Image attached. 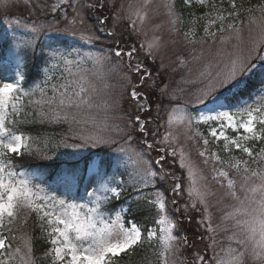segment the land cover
I'll return each mask as SVG.
<instances>
[{
  "label": "snow or ice",
  "instance_id": "6c2138e0",
  "mask_svg": "<svg viewBox=\"0 0 264 264\" xmlns=\"http://www.w3.org/2000/svg\"><path fill=\"white\" fill-rule=\"evenodd\" d=\"M148 2L149 0H145V8ZM183 2L189 7L196 4L209 8L203 17L198 18L205 20L201 43L206 39L215 42L217 33L220 34L221 47L216 50L215 63L208 62L199 72L203 87L197 89L190 101L194 106L203 105V108H198L193 113L184 106L172 107L167 113L168 135L163 141L153 143H148L147 139L149 130L146 124L150 122L142 119L139 114L130 117L125 125L128 134L124 143L129 144L131 134L138 132L142 134L140 143L146 147L133 149L131 152L123 146L114 149L118 154L127 155L133 163L127 182L117 181L115 174L109 172L111 162L102 165L91 157L84 162L83 169L79 164L63 169L59 174L77 184L87 180L92 191L85 190L88 200L84 202L52 195L49 189L36 182V176L23 163L27 157L37 158V153L33 151L31 137L19 132L17 125L20 109L17 106L22 97L30 96L36 90L26 92L23 84L26 81L29 55H36L37 41L39 34L45 30L44 26L33 25L29 28L33 34L31 40L24 42L22 46L17 43L15 49L9 48L7 55L16 56L14 69L10 68L6 56L0 57V264H10L16 257H19V264H35L30 238L25 240L23 254L20 247L15 250L11 247V240L15 239L11 235L13 226L18 221L27 223V219L33 215L51 246L46 253L51 258L50 264H119L117 258L122 254L130 258L143 249L145 244L154 248L157 264H177V257L182 249L195 248L194 242L189 243L187 236L182 235L181 217L189 218V206L197 211L202 210L207 218L206 230L212 234L204 251H195L189 264H264V5L259 8V18L254 15L247 17L248 25H255L257 32L255 36L249 35L245 46V24L241 19L243 5H237L236 0H229L231 11L218 7L215 0ZM11 4L12 0H0V9L7 11ZM61 5L76 13L69 22L70 25L77 22L81 7L87 9L106 6L99 4V0L95 4L57 0L51 5V11L55 12ZM166 7L168 15L176 17L172 21L175 24L179 17L174 3ZM134 15L141 23L147 18V12L141 13L139 10ZM106 20L107 17H97L98 31H106ZM80 22L83 23L82 19ZM131 23L135 31L136 21L132 20ZM192 23L195 24L196 19ZM65 32L74 34L68 28ZM106 34L114 38V56L102 53L73 60L70 58L72 52L53 50L50 58L43 61L44 66H38L37 78L41 74L44 76L37 85L42 96L45 95V86L52 79L48 73L54 68L62 66L70 76H77L74 81L76 87L71 92L67 82L64 85H53L50 102L56 103L60 110L54 113L53 120H75L76 115L72 109L81 111L92 107L89 88L85 86L86 77L75 73L74 67L79 69L83 62L91 61L94 67L111 65V72H120L125 56L129 63L122 79L132 84V74L139 77L138 82L133 84L130 95L137 101L138 112L145 109L147 97L141 103V93L136 88L151 79V73L141 62L134 65L131 63L136 53L135 47L124 50L115 43L113 32L108 31ZM195 35L194 28L184 33L185 39L192 44L197 42ZM80 39L91 43L99 40L100 36L96 31L89 30L86 35L81 33ZM228 45H231V51L227 50ZM154 48H158L157 43L148 44L149 55H153ZM180 63L183 64L184 61ZM8 71H12L11 76L5 75ZM160 91L162 95L166 94L167 86ZM245 95L247 99L244 98ZM171 98L176 99L175 96ZM232 100H236V103L233 104ZM105 106H109L107 102ZM111 106L115 107L116 102ZM201 126H204L206 134L200 130ZM177 127H182L189 134L188 139L201 145L198 155L203 158L206 166L211 165L208 175L205 176L181 149L179 163L182 169L187 170V188L183 187V182L174 173L165 171L162 164L164 156L154 162L150 156H146L156 144L168 143ZM116 128L118 132L125 131L119 125ZM79 139V144H65V147L79 148L91 144L93 147L111 148L118 143L112 136L89 135ZM211 146H215V150ZM220 151L228 154V158L222 157ZM234 151H239L243 156L235 157L232 155ZM169 154L176 156L177 151L173 149ZM43 158L51 159L49 156ZM89 172L94 174L88 175ZM120 175L123 176L124 173ZM237 177L240 178L239 181ZM169 179L173 181L170 188L172 196L167 195L169 188L164 186ZM210 184L223 190L218 202L231 201L221 216L223 231L231 232L227 237L229 243L221 252L215 250L216 229L212 226V216L209 213L208 197L215 195ZM129 188L136 193L135 208L151 217L152 227L138 222L133 216L132 206L112 215L115 211L114 201H118ZM145 189L150 191L146 192ZM185 191L188 201L182 203L177 197H182ZM198 204L200 208L197 207ZM126 217L132 218L126 220ZM199 223L204 224V219ZM209 249L212 250L211 257L207 255Z\"/></svg>",
  "mask_w": 264,
  "mask_h": 264
},
{
  "label": "rangeland",
  "instance_id": "374dc122",
  "mask_svg": "<svg viewBox=\"0 0 264 264\" xmlns=\"http://www.w3.org/2000/svg\"><path fill=\"white\" fill-rule=\"evenodd\" d=\"M226 1L229 3V0H215V3L218 7L231 11L230 7L224 5ZM249 1L251 2L248 3ZM56 2L57 0H12V4L7 11L0 9V57H7L11 69L15 68L16 56L7 55L9 48L15 49L17 43L22 46L24 42L31 40L33 34L29 31V28L33 25H43L45 29L39 34L36 55L34 57L31 54L29 55L26 68L29 80L23 86L26 92L36 90L32 95L22 97L20 104L17 106L20 112H29L23 121L26 124L35 125L37 131H39L36 132L35 137L30 136L33 151L37 153V158L32 157V159L39 163L48 164L80 161L84 168V162L91 157L102 165L111 162L109 172L115 174L117 181L124 180L127 182L128 173L132 172L133 169V163L127 155L118 154L114 149L123 146L131 152L133 149L146 147L140 143L142 134L138 132L131 134L129 144L124 143L125 136L128 134L125 125L128 123L129 118L139 114L142 119L150 122L146 124L149 130L147 139L148 143H153V141H163V138L168 135L169 129L166 120L167 113L172 107L184 106L193 113L198 108H203V105L194 106L190 101H192L193 94L196 93L197 89L203 87L199 72L208 62L215 63L216 50L221 47L220 34L217 33L215 42L206 39L201 43V39L204 37L203 25L205 20L198 18L203 17L209 11V8L200 7L196 4L191 7L184 4L183 11H179L178 8L176 14L179 19L173 24L172 21L176 17L168 15L166 5L184 3L183 0L180 2L177 0H149L147 8L144 7L145 0H99V4H105L106 6L104 8L87 9L81 7L79 17H77V22L74 25L69 24L76 15L71 8L61 5L55 12L51 11V5ZM72 2L95 4L97 0H72ZM244 2L246 4L241 9V19L244 20L245 24L246 46L249 35L255 36L257 32L255 25H248L247 17L254 15L259 18L261 15L259 8L264 5V0H244ZM249 9L252 11L249 12ZM137 10L141 13L147 12V18L142 23L134 15ZM97 17H107L106 31H98ZM81 19L83 23L80 22ZM193 19H196L195 24L192 23ZM132 20L136 21L135 31L131 23ZM182 24H185L186 27L183 28ZM66 28L74 34H66ZM190 28H194L196 33L194 38L197 42L195 44L189 43L184 36V33L189 31ZM249 29H251V32H249ZM89 30L96 31L100 39L91 43L87 40H81V33L86 35ZM108 31L115 34V43L120 42L119 46L122 49L128 50L135 47L136 53H134L131 63L134 65L141 62L151 73V79L147 80L143 86L136 88L141 93L139 98L141 103H144V97H147L145 109L138 112L137 101L133 100L130 95L133 84L138 82L139 77L132 74V84L122 79L123 74L127 72V64L129 63L127 56H125L123 68L120 72H111V65L94 67L91 61L83 62L79 69L74 67L73 71L75 73L86 77L87 84L85 86L89 88L92 107L81 111L72 109V112L76 115L75 120H53L54 113L60 111L56 103L50 102L53 96V85H64L67 82L71 92L76 87L74 81L77 76H70L62 66L54 68L48 73L52 79L45 86V95L42 96L37 85L41 83L44 76L41 74L37 78L38 66H44L43 61L50 58L53 50L64 53L72 52L73 55L70 58L73 60L88 56L94 57L102 53L114 56L115 47L114 41H112L114 38L110 37L111 40L108 38L109 36L106 34ZM151 42L158 44V48L153 49V55L148 54V44ZM227 50H232L231 45L227 46ZM16 51H19V49H16ZM194 57L201 58L194 59ZM182 60L184 61L183 64L180 63ZM113 62H115V58ZM5 75L11 76L12 71L6 72ZM153 81L155 86H153ZM165 86H167V93L162 95L160 89ZM172 96H175L176 99H172ZM244 98L247 99V96L245 95ZM106 102L109 105L108 107L105 106ZM114 102H116V106L112 107L111 105ZM232 103H236V100H232ZM117 125L125 128V131L118 132ZM42 128L48 132L44 133ZM200 130L206 134L204 126H201ZM89 135L112 136L118 143L112 145L111 148L93 147L91 144L79 148L65 147V144H79V137ZM188 135L182 127H177L173 130V136L169 137L168 143L156 144L150 153H146V156H150L153 162L160 156H164L165 160L162 161V164L165 171L174 173L176 177H179L184 188H187L189 181L187 170L180 167L179 152L181 149H183L188 160L201 170L205 176L208 175L211 167V165L206 166L203 163V158L198 155V148L201 145L188 139ZM211 147L215 150V146ZM160 148H163L164 151H157ZM173 149L177 151L176 156L169 154ZM219 154L225 159L228 158V154L223 151H220ZM232 155L237 158L243 156L239 151H234ZM44 156H49L51 159H44ZM117 156H119L118 160L116 159ZM252 167H256V165H252ZM120 173H124V175L121 176ZM93 174L92 172L88 173V175ZM239 179L237 177L238 181ZM172 183L173 181L169 179L164 185L169 188L168 196L173 195L170 190ZM42 187L49 189L52 195L77 199L80 202L88 200L85 195L86 189L89 192L92 191L88 187L87 180L80 184L73 180L69 182L64 180L57 183L49 181L47 186ZM210 188L215 193V195L208 197L212 226L216 229L215 250L221 252L226 249L229 243L227 237L231 235L230 231H223L224 224L221 221V216L222 211L231 201L218 202L223 190L217 189L214 184H210ZM52 189L56 191H51ZM144 191L150 190L145 189ZM135 196L136 193L132 192L131 188L124 192L120 197V200L123 199L122 206L115 209L112 215L121 212V210H126L125 205L134 202ZM177 200L182 203L187 202V192L185 191L182 197H177ZM109 207L112 206L109 205ZM169 207L172 206L169 205ZM197 207L200 208L201 206L198 204ZM181 212L183 213V209H181ZM188 217H181L182 235L187 236L189 243L194 242L195 248L182 249L177 257V264H189L195 251H204L210 242L209 237L212 235L206 230L207 218L203 215L202 210L197 211L189 206ZM202 219L205 221L204 224L199 223ZM11 235L15 236V239L11 240L12 250L20 247L21 254H23L25 251L24 243L28 239L27 236L22 232L16 235L14 231ZM150 251L151 259L143 264H157L154 248L150 247ZM207 255L212 256L211 249L207 251ZM10 264H19V257H16Z\"/></svg>",
  "mask_w": 264,
  "mask_h": 264
},
{
  "label": "trees",
  "instance_id": "16d2710c",
  "mask_svg": "<svg viewBox=\"0 0 264 264\" xmlns=\"http://www.w3.org/2000/svg\"><path fill=\"white\" fill-rule=\"evenodd\" d=\"M180 2L181 0H177ZM249 1L248 3H250ZM237 5H244L246 4L244 0H236ZM175 5V10L176 12L178 11H183L184 3L180 2V4H174ZM224 5L226 7H230L229 3L226 1L224 2ZM99 7V6H97ZM192 9V8H191ZM182 27H186L185 24H182ZM110 40L111 38L108 37ZM113 39V38H112ZM114 41V40H112ZM114 43V42H113ZM120 45V42L118 43ZM29 80V75L26 77V81L24 82L23 86L28 82ZM29 112H20V115L18 117L19 124L17 125L19 132H22L23 134L31 137H35L36 132V126L35 125H29L26 124L23 120L28 116ZM42 131H46V129L42 128ZM24 167L31 169L32 173L34 176H36V182L41 184V186H47L49 181H54V182H59V181H66L69 182L71 179L70 178H65L63 175L59 174L62 172L63 169L66 168H73L77 164H79L80 168L83 169L82 162L76 161V162H55V163H39L36 162L32 159V157H27L24 160ZM65 164V165H63ZM67 164V165H66ZM65 166V167H64ZM123 199H119L118 201L114 202V208L117 209L118 207L122 206ZM135 203L130 202L127 205V209L132 206V213L133 216L138 220V222L144 223L146 226L150 227L153 226V223L151 221V217L148 216L146 212H140L137 211L135 208ZM112 206V205H110ZM21 216L23 214L21 213ZM127 219H131L132 217H126ZM13 231L15 232L16 235H18L20 232L25 233L27 238H30V244L32 247V255L35 260V264H50V257L46 256V253L48 249L51 247L50 244L47 243V237L46 235L42 232L40 223L35 219V216H30L27 219V223H23L22 221H18L14 226H13ZM151 251L150 247L145 244L143 246V249L138 250L137 253L134 256H131L130 258L125 256L124 254L121 255L120 258H117L119 261V264H143L146 263L148 260L151 259Z\"/></svg>",
  "mask_w": 264,
  "mask_h": 264
}]
</instances>
